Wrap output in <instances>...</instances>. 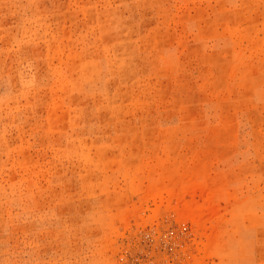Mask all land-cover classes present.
Returning a JSON list of instances; mask_svg holds the SVG:
<instances>
[{"label":"rangeland","instance_id":"obj_1","mask_svg":"<svg viewBox=\"0 0 264 264\" xmlns=\"http://www.w3.org/2000/svg\"><path fill=\"white\" fill-rule=\"evenodd\" d=\"M0 264H264V0H0Z\"/></svg>","mask_w":264,"mask_h":264}]
</instances>
